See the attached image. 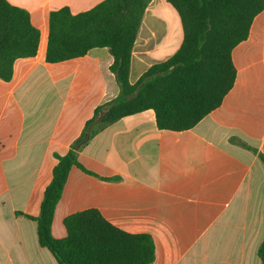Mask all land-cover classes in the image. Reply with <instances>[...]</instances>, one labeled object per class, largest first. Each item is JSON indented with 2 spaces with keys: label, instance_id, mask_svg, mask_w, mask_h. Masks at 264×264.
<instances>
[{
  "label": "crops",
  "instance_id": "0c3cea01",
  "mask_svg": "<svg viewBox=\"0 0 264 264\" xmlns=\"http://www.w3.org/2000/svg\"><path fill=\"white\" fill-rule=\"evenodd\" d=\"M8 1L29 11L41 39L38 55L17 60L12 80H0V264H59L40 245L37 223L16 213L39 215L58 163L54 153L66 154L94 110L120 90L107 48L57 64L45 61L49 14L66 6L78 14L104 0ZM162 1L152 0L146 13ZM135 48L132 84L153 65H146L149 51ZM233 62L235 86L193 129L159 130L148 110L117 121L83 145L79 161L98 176L72 168L52 235L66 237L65 217L94 208L125 232L150 234L156 245L152 264H261L264 11L249 38L233 50ZM69 104L88 107L81 128L61 135ZM112 177L120 179H103Z\"/></svg>",
  "mask_w": 264,
  "mask_h": 264
},
{
  "label": "trees",
  "instance_id": "16d2710c",
  "mask_svg": "<svg viewBox=\"0 0 264 264\" xmlns=\"http://www.w3.org/2000/svg\"><path fill=\"white\" fill-rule=\"evenodd\" d=\"M178 13L183 39L167 60L151 65L134 84L130 82L132 55L152 0H104L90 10L73 14L63 7L49 14L45 61L57 64L107 48L120 94L98 106L78 138L90 139L117 121L152 110L159 130L193 129L223 104L235 86L233 50L250 35L264 0H165ZM41 32L28 10L0 0V80L10 82L17 60L38 55ZM244 145V144H242ZM246 146V145H244ZM73 145L66 154L54 153L58 163L45 189L38 216L17 212L38 225L42 247L59 264H152L156 245L148 233L125 232L91 208L70 214L63 224L64 238L52 235L55 210L73 167L98 176L78 158ZM264 164V154H259ZM119 180V177L103 178ZM258 256L264 264V239Z\"/></svg>",
  "mask_w": 264,
  "mask_h": 264
},
{
  "label": "rangeland",
  "instance_id": "374dc122",
  "mask_svg": "<svg viewBox=\"0 0 264 264\" xmlns=\"http://www.w3.org/2000/svg\"><path fill=\"white\" fill-rule=\"evenodd\" d=\"M157 6V7H155ZM159 7V8H158ZM158 9V10H156ZM152 13H146L143 23L139 31V37L135 51H149L147 55V63H158L167 56L174 54L180 47L183 37L181 20L176 10L165 0L160 5L155 2ZM166 42V46L162 47ZM98 51H107L98 49ZM135 78V74L133 79ZM87 104H69L64 111L59 134L71 135L81 128L82 117L87 109ZM76 110H79L77 113Z\"/></svg>",
  "mask_w": 264,
  "mask_h": 264
},
{
  "label": "water",
  "instance_id": "95a60500",
  "mask_svg": "<svg viewBox=\"0 0 264 264\" xmlns=\"http://www.w3.org/2000/svg\"><path fill=\"white\" fill-rule=\"evenodd\" d=\"M90 140V134L86 133L84 135L83 138L79 139L78 141H76L73 145V150L74 151H78L83 145H85L86 143H88Z\"/></svg>",
  "mask_w": 264,
  "mask_h": 264
}]
</instances>
